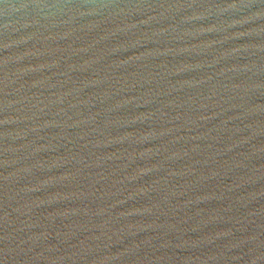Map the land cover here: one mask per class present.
Returning <instances> with one entry per match:
<instances>
[{
    "label": "water",
    "instance_id": "water-1",
    "mask_svg": "<svg viewBox=\"0 0 264 264\" xmlns=\"http://www.w3.org/2000/svg\"><path fill=\"white\" fill-rule=\"evenodd\" d=\"M0 264H264V0H0Z\"/></svg>",
    "mask_w": 264,
    "mask_h": 264
}]
</instances>
